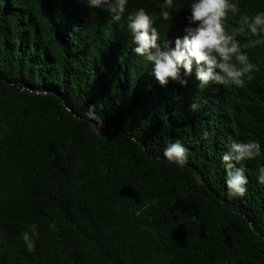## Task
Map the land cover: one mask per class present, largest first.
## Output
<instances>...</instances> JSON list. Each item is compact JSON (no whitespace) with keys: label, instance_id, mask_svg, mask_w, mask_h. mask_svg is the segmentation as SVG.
Wrapping results in <instances>:
<instances>
[{"label":"trees","instance_id":"trees-1","mask_svg":"<svg viewBox=\"0 0 264 264\" xmlns=\"http://www.w3.org/2000/svg\"><path fill=\"white\" fill-rule=\"evenodd\" d=\"M192 2L155 21L158 43L184 35ZM235 2L264 12V0ZM163 3L128 0L114 22L86 0H0V264H264V45L246 50L257 70L243 87L194 74L161 87L127 17ZM177 141L184 166L163 156ZM233 141L261 146L237 165L242 197L222 162Z\"/></svg>","mask_w":264,"mask_h":264},{"label":"clouds","instance_id":"clouds-1","mask_svg":"<svg viewBox=\"0 0 264 264\" xmlns=\"http://www.w3.org/2000/svg\"><path fill=\"white\" fill-rule=\"evenodd\" d=\"M81 4L85 0H79ZM128 0H86L89 8H100L110 14L114 22H119L127 8ZM173 7V0H164L159 16L149 15L143 8L127 17V27L135 45L134 53L152 65V75L161 87L169 82L186 86L188 78L195 75L201 86L214 82L219 85L243 87L245 77L251 81L256 66L249 61L248 49L264 45V12L254 16L239 15L240 7L235 0H193L190 14L186 17L184 35L158 43L160 34L153 26L157 19L167 21ZM239 15L238 27L229 29L226 21L229 16ZM250 34L253 38L243 43L238 39ZM198 105L192 104L196 110ZM92 106L87 116L102 121L94 115ZM206 135V134H205ZM261 155V146L256 141L236 142L222 155L227 173L226 185L229 197L245 195L248 180L244 169L237 167L242 161L253 160ZM164 158L171 164L184 166L188 150L180 143L173 142L163 151ZM258 183L264 185V166L259 167ZM50 227L55 230L53 222ZM37 226H31V235L26 231L22 239L29 252L34 251L33 237L38 238Z\"/></svg>","mask_w":264,"mask_h":264}]
</instances>
